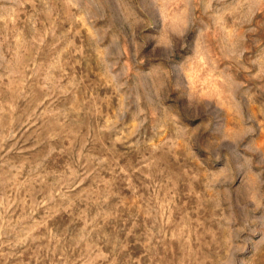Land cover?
I'll return each mask as SVG.
<instances>
[{"label": "rangeland", "instance_id": "374dc122", "mask_svg": "<svg viewBox=\"0 0 264 264\" xmlns=\"http://www.w3.org/2000/svg\"><path fill=\"white\" fill-rule=\"evenodd\" d=\"M0 264H264V0H0Z\"/></svg>", "mask_w": 264, "mask_h": 264}]
</instances>
